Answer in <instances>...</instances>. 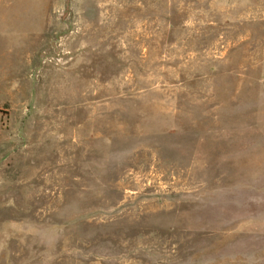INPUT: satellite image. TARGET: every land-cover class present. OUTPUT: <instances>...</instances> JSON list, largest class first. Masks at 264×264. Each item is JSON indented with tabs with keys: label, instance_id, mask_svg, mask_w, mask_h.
Wrapping results in <instances>:
<instances>
[{
	"label": "rangeland",
	"instance_id": "rangeland-1",
	"mask_svg": "<svg viewBox=\"0 0 264 264\" xmlns=\"http://www.w3.org/2000/svg\"><path fill=\"white\" fill-rule=\"evenodd\" d=\"M0 264H264V0H5Z\"/></svg>",
	"mask_w": 264,
	"mask_h": 264
},
{
	"label": "crops",
	"instance_id": "crops-1",
	"mask_svg": "<svg viewBox=\"0 0 264 264\" xmlns=\"http://www.w3.org/2000/svg\"><path fill=\"white\" fill-rule=\"evenodd\" d=\"M6 3L7 2L5 0H0V9L9 6V5H6Z\"/></svg>",
	"mask_w": 264,
	"mask_h": 264
}]
</instances>
